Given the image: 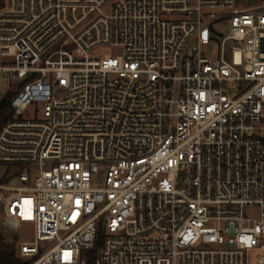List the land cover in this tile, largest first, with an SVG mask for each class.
I'll list each match as a JSON object with an SVG mask.
<instances>
[{
    "label": "built area",
    "instance_id": "1",
    "mask_svg": "<svg viewBox=\"0 0 264 264\" xmlns=\"http://www.w3.org/2000/svg\"><path fill=\"white\" fill-rule=\"evenodd\" d=\"M2 93L25 264H264V0H3Z\"/></svg>",
    "mask_w": 264,
    "mask_h": 264
},
{
    "label": "rangeland",
    "instance_id": "2",
    "mask_svg": "<svg viewBox=\"0 0 264 264\" xmlns=\"http://www.w3.org/2000/svg\"><path fill=\"white\" fill-rule=\"evenodd\" d=\"M237 1L244 6H251V5L260 4L263 0H237ZM100 51L106 56H111L118 53L116 49H112V48H105ZM213 51H216V49L213 48ZM4 97H5L4 93L0 94V105H2V101ZM5 172H6V168L0 167V182L9 183V181L6 180L2 181V177ZM31 229H32L31 224L25 223L21 225L18 231H13V230L11 231L6 226H4V224L2 223V216H0V234H3L6 237V242L9 249L14 250L16 253L18 251V246L21 242L32 241L34 239L33 232L30 231Z\"/></svg>",
    "mask_w": 264,
    "mask_h": 264
},
{
    "label": "trees",
    "instance_id": "3",
    "mask_svg": "<svg viewBox=\"0 0 264 264\" xmlns=\"http://www.w3.org/2000/svg\"><path fill=\"white\" fill-rule=\"evenodd\" d=\"M3 4V0H0V7ZM12 95H6L0 105V130L6 121L9 119L7 115ZM88 264H93V253L88 252ZM0 264H25V261L21 259L14 250H10L6 237L0 234Z\"/></svg>",
    "mask_w": 264,
    "mask_h": 264
}]
</instances>
